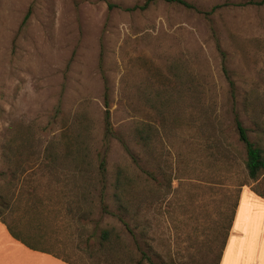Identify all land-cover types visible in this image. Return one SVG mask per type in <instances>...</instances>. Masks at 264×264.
<instances>
[{
	"label": "rangeland",
	"instance_id": "rangeland-1",
	"mask_svg": "<svg viewBox=\"0 0 264 264\" xmlns=\"http://www.w3.org/2000/svg\"><path fill=\"white\" fill-rule=\"evenodd\" d=\"M144 1L0 0V221L72 264H218L240 192H264L234 126L260 141L264 0L130 10ZM145 124L155 156L137 139ZM64 134L87 149L83 187L46 186ZM10 139L33 152L15 179L2 160ZM117 167L139 186L127 211L112 199ZM102 230L119 241L118 261L100 255Z\"/></svg>",
	"mask_w": 264,
	"mask_h": 264
},
{
	"label": "trees",
	"instance_id": "trees-1",
	"mask_svg": "<svg viewBox=\"0 0 264 264\" xmlns=\"http://www.w3.org/2000/svg\"><path fill=\"white\" fill-rule=\"evenodd\" d=\"M154 1L155 0H145L141 6L139 7L135 6L130 10L139 9L143 11L147 9L148 6ZM162 1L169 3V4L179 5V6L188 8V9L191 8V6L188 3H186L184 0H162ZM229 86L231 89L233 88V83L231 81H229ZM105 105L107 107V103H105ZM159 105L165 108L166 102L160 101ZM104 120H105L106 132L110 133L111 129L109 127L108 111H106L105 113ZM255 124H256V128L259 134L261 135V137H260V141L251 142L249 141L247 137L246 130L242 126V123L239 121L237 117H234L235 131L238 135L239 141L243 143L244 149H245V159H244L243 165H244V169L246 172V176L250 181H253V182L256 181L259 177H261L264 174V147L261 142V140H263V137H264V120H261L260 117L258 116V121ZM135 132L138 137L137 139L141 143L143 148L146 149L148 153H152V155L155 156V150H154V147L152 146V143H153V139L155 137H158V134L153 129L152 125L145 124L140 128L136 127ZM80 137L81 136H79V138ZM64 140H65V146H63L62 152L60 154V162L58 164H55L56 166H54V163L56 162L54 161V159H52L53 157L51 156L52 161L50 165H44L46 168L45 172H47L48 174L46 186L48 187L51 181H54V182L56 181V182L62 183L64 185V188H69V187L71 188V186L69 185H72V178L73 180L75 178V184L78 183L80 187H83L85 185V182L81 181L80 179L83 178L82 168L84 167L81 164L85 163L89 165L85 161V157H87L84 153L87 151L85 144H82L81 146L77 145L78 143L77 139L72 138L69 134H64ZM25 141H26L25 139H24V142L22 140L17 141L15 139L14 140L10 139L9 143L7 142L6 146L2 150L3 162L7 166H9L10 164L11 165L13 164L14 169L16 170V171L14 170L12 174L13 179H15V176L17 174L19 176H23L24 174L28 172V170L23 167L24 163L19 161V158H21L23 155L25 156L27 155V157H32L33 155V152H31L28 149L29 145H27ZM160 150L161 148L159 149V151ZM224 155L226 154L224 153L221 157L225 158ZM55 160L57 161L58 158L57 159L55 158ZM102 164L103 162L100 163V166H102ZM72 167L76 171L75 176L74 175L72 176ZM57 168L60 170L59 172L60 176H56L55 173L53 172ZM101 175L102 173L99 172L98 176L101 177ZM89 185H91V183H89ZM110 187L112 190V199L116 204H118L119 209H123L124 211H127V208L132 207L134 203L136 202L137 197L135 194L138 191L139 186H138V183L135 182L134 178L130 176V173L126 167L116 168L114 179L110 183ZM56 190L62 193V190H58V189ZM52 191H55V189H53ZM7 195H8L7 191H4V195L0 196L2 202L6 206L3 208V210L7 208V206H9V203L7 201ZM80 200L82 202H85L84 196H81ZM7 228H8L9 233L15 240L20 241L22 244H24L26 247H28L31 250L41 251L38 248L28 244L24 238H22L19 234L15 233L9 226H7ZM113 238H114V235L111 233V231H108V230L101 231L100 242L98 243L99 248L101 249L99 253L100 255H102L104 254V252H107L110 254L108 255L109 258H115L116 259L115 261H118L119 259L118 255L120 253L118 250L119 241H115L113 240ZM55 257L59 258L57 256ZM64 262L68 264H72L67 260H64ZM161 264H168V263H161Z\"/></svg>",
	"mask_w": 264,
	"mask_h": 264
},
{
	"label": "crops",
	"instance_id": "crops-1",
	"mask_svg": "<svg viewBox=\"0 0 264 264\" xmlns=\"http://www.w3.org/2000/svg\"><path fill=\"white\" fill-rule=\"evenodd\" d=\"M42 251L15 240L0 222V264H68ZM218 264H264V192H240Z\"/></svg>",
	"mask_w": 264,
	"mask_h": 264
}]
</instances>
